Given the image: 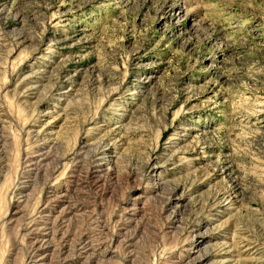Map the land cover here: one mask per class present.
Instances as JSON below:
<instances>
[{"label":"rangeland","instance_id":"1","mask_svg":"<svg viewBox=\"0 0 264 264\" xmlns=\"http://www.w3.org/2000/svg\"><path fill=\"white\" fill-rule=\"evenodd\" d=\"M0 264H264V0H0Z\"/></svg>","mask_w":264,"mask_h":264},{"label":"bare ground","instance_id":"2","mask_svg":"<svg viewBox=\"0 0 264 264\" xmlns=\"http://www.w3.org/2000/svg\"><path fill=\"white\" fill-rule=\"evenodd\" d=\"M209 256H210V254L201 255V256L197 257V260H198V262H202L203 260L208 259Z\"/></svg>","mask_w":264,"mask_h":264}]
</instances>
